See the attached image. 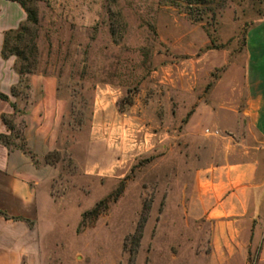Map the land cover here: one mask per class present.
I'll return each instance as SVG.
<instances>
[{
	"label": "rangeland",
	"instance_id": "obj_1",
	"mask_svg": "<svg viewBox=\"0 0 264 264\" xmlns=\"http://www.w3.org/2000/svg\"><path fill=\"white\" fill-rule=\"evenodd\" d=\"M22 2L34 21L15 62L33 72L12 89L8 147H26L29 75L53 78L60 115L52 148L31 153L36 249L16 264H257L254 219L233 226L229 257L212 254L199 172L264 159L245 114L264 92V0Z\"/></svg>",
	"mask_w": 264,
	"mask_h": 264
},
{
	"label": "crops",
	"instance_id": "obj_2",
	"mask_svg": "<svg viewBox=\"0 0 264 264\" xmlns=\"http://www.w3.org/2000/svg\"><path fill=\"white\" fill-rule=\"evenodd\" d=\"M25 20L26 13L17 1L0 0V50L4 33L17 29ZM14 62V56L2 57L0 52V93L7 96V100L0 99V135L8 134L1 116L13 113L10 104L16 99L11 96L10 90L20 80ZM28 84L29 97L25 107L23 131L26 151L9 149L0 143V211L6 215L4 217L0 214V263L7 264L17 263L21 249H26L30 256L36 249L35 234L27 222H33L36 218V188L41 183L40 171L43 165L36 163L31 153L45 152L52 148L56 133L52 129L58 123L60 115V102L55 99L53 78L31 74L28 76ZM253 88L255 91L247 103L245 114L260 138L257 141L259 144L254 148L256 151H262L264 92L259 86ZM37 92L38 99L35 97ZM41 106L51 107L50 132H45V121L42 117L46 118L47 114H39ZM53 108L55 110H52ZM35 138L44 143V149L36 148ZM199 173L205 180V194L211 202L206 217L212 219L213 223L212 254L216 252L221 259L229 257L232 249H236L234 245H238L234 241L236 230L233 226L254 219L249 245L257 247V264H264L263 157L260 155L258 159L252 157L236 163H218ZM243 256L241 252V257Z\"/></svg>",
	"mask_w": 264,
	"mask_h": 264
},
{
	"label": "trees",
	"instance_id": "obj_3",
	"mask_svg": "<svg viewBox=\"0 0 264 264\" xmlns=\"http://www.w3.org/2000/svg\"><path fill=\"white\" fill-rule=\"evenodd\" d=\"M14 1H17L21 7L24 9L25 13H26V20L24 22H28V21H34V16H33V13L26 9L22 0H14ZM185 1H192L194 3H200L201 1L203 0H185ZM23 22V23H24ZM23 23H21L17 29L15 30H8L4 33L3 35V41H2V45H1V56L2 57H7L9 55H14L16 59L18 60H21V61H26V56L23 54V52L21 50H19L18 48V43L20 42V38H21V31L24 29V25ZM12 39V41L14 42V45L13 46H8L9 44V40ZM14 67H15V70L17 71V73L19 74V76H21L23 73H32L33 70L29 68L28 64H24L23 66H20L18 67L16 62L14 63ZM12 89L13 87L11 88L10 90V93L12 94ZM0 99L2 100H7V96H5L4 94H1L0 93ZM11 107L13 108V104L11 103L10 104ZM7 116L5 115H2L1 116V120L3 121V123L5 124L6 128L8 129V126L6 124V118ZM0 143L3 144L5 147L9 148L6 141H5V135H0ZM11 149V148H9ZM19 150L25 152L26 151V147H23V149L21 148H18ZM0 214L3 215L4 217H6L5 214H3L1 211H0ZM140 227L141 225H139L138 227V232L140 231Z\"/></svg>",
	"mask_w": 264,
	"mask_h": 264
}]
</instances>
